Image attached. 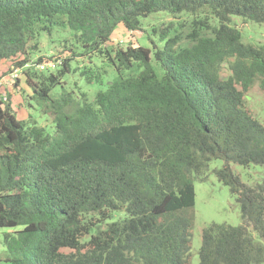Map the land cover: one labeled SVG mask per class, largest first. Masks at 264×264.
Instances as JSON below:
<instances>
[{
	"label": "trees",
	"instance_id": "1",
	"mask_svg": "<svg viewBox=\"0 0 264 264\" xmlns=\"http://www.w3.org/2000/svg\"><path fill=\"white\" fill-rule=\"evenodd\" d=\"M158 13L192 15V31L169 36L165 26L153 29L162 44L112 45L117 27L142 30L143 18ZM239 18L264 23V0H0V63L31 62L27 86L54 114L49 131L20 119L0 94L7 261L190 264L194 183L222 159L214 173L242 223L205 226L199 264H264V175L249 184L232 167L264 166V124L245 102L256 81L264 93V45L244 41ZM55 31L52 54L37 58L40 36ZM96 55L112 68L106 80L73 65ZM74 74L104 88L92 99L65 89ZM115 212L126 216L109 222Z\"/></svg>",
	"mask_w": 264,
	"mask_h": 264
},
{
	"label": "rangeland",
	"instance_id": "2",
	"mask_svg": "<svg viewBox=\"0 0 264 264\" xmlns=\"http://www.w3.org/2000/svg\"><path fill=\"white\" fill-rule=\"evenodd\" d=\"M208 13H199L198 16H204ZM209 16V15H208ZM192 15L190 14H177L167 15L163 13L152 14L149 17L143 18L142 30L126 31L122 26L116 28L113 34V46H121L125 48L127 44L138 43L143 46H154L152 40L157 44H162L159 41V34L153 32V29H160L169 26V36L174 34H181L186 37L192 31L191 28ZM173 23L171 25L170 23ZM214 22V21H213ZM233 24L239 28L243 33L244 41L251 42L257 45H264V23L248 22L242 18L233 21ZM201 28L205 29L204 26ZM176 32H175V31ZM210 34V31H207ZM55 31L53 36L43 33L40 36V52L37 53V58L40 55L49 53L54 50L51 47L53 41L58 43L59 35ZM64 36L68 33H64ZM187 39L184 38L183 44H186ZM51 47V49H50ZM52 54V53H49ZM35 61L36 58L31 59ZM53 63V62H52ZM74 66H81L82 68H91L96 77L107 79L112 68L109 66L107 59L103 56L96 55L93 59L78 58L73 62ZM31 66V62L23 68L16 67L12 61L0 63V94L3 95L4 100L10 98L13 110L16 115L23 120H35L40 125L45 126L50 131L52 129V120L54 114L52 112L51 103L36 98L30 87L27 86L25 69ZM39 70L54 69L48 63H45L44 68L41 65H35ZM222 74L229 76L232 73L228 61L224 62L221 67ZM108 74H107V73ZM65 89L73 90L76 92H86L89 98H93L95 93L100 88H104L100 83L93 82L87 83L79 74L68 75L66 78ZM77 85H74V83ZM62 94L60 86L53 90V96L59 97ZM76 95V93H75ZM246 106L250 109L255 117L264 124V93L256 81L245 97ZM73 108L70 107V110ZM224 165L222 159H213L209 163L207 171V179L205 181L195 180V205H194V225L192 229V242H191V256L190 264H199V250L201 247L202 230L205 226L216 223H227L233 226L240 225L242 219L240 216V208L236 202L235 196L231 193L228 186L221 183L214 170L221 168ZM235 173L239 174L242 181L253 184L260 181L264 175V166L251 164L249 166H242L239 164H232ZM126 216L125 212H115L109 222L123 219ZM105 227V225H103ZM17 227L16 229H20ZM5 230V229H3ZM0 264H12L7 261L6 248L0 242Z\"/></svg>",
	"mask_w": 264,
	"mask_h": 264
},
{
	"label": "built area",
	"instance_id": "3",
	"mask_svg": "<svg viewBox=\"0 0 264 264\" xmlns=\"http://www.w3.org/2000/svg\"><path fill=\"white\" fill-rule=\"evenodd\" d=\"M51 66H55V63H50ZM45 64H42L41 67L44 68Z\"/></svg>",
	"mask_w": 264,
	"mask_h": 264
}]
</instances>
